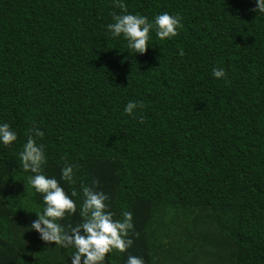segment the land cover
I'll list each match as a JSON object with an SVG mask.
<instances>
[{
  "label": "trees",
  "instance_id": "1",
  "mask_svg": "<svg viewBox=\"0 0 264 264\" xmlns=\"http://www.w3.org/2000/svg\"><path fill=\"white\" fill-rule=\"evenodd\" d=\"M179 15L175 37L135 54L113 14ZM254 0H0V264H71L30 229L42 194L19 152L32 134L82 222L97 181L133 243L105 264H264V15ZM182 53V54H181ZM223 68L226 78L213 77ZM129 100L142 101L135 115ZM143 120V123H141ZM43 135L35 136L31 130ZM73 166L71 183L61 169ZM69 258V259H68Z\"/></svg>",
  "mask_w": 264,
  "mask_h": 264
},
{
  "label": "clouds",
  "instance_id": "2",
  "mask_svg": "<svg viewBox=\"0 0 264 264\" xmlns=\"http://www.w3.org/2000/svg\"><path fill=\"white\" fill-rule=\"evenodd\" d=\"M254 3L255 7L250 11L264 15V0H254ZM119 6L123 14H113V22L107 25V29L113 38L123 37L127 42L129 54L146 53L150 48L152 33L164 41L175 37L178 29L182 27L179 15L164 12L149 20L139 13H128L122 3ZM212 75L222 79L226 78L227 73L223 68H214ZM143 108L142 101L129 100L123 111L127 115H135L137 110ZM31 132L38 137L43 135L37 128H33ZM16 140V131L8 123H0V144L9 146ZM18 156L25 171L31 170L36 173L29 178L28 183L36 193L42 194L44 206L42 212H34L36 219L31 221L30 229L38 233L44 244L74 249L69 256L71 264H105L109 253L113 251L123 253L131 247L133 241L128 238L129 231L134 227L131 214L124 213L122 219H115L114 214L108 210L109 197L97 189V181H93L91 186L81 188L82 203L79 205V215L82 222L75 226L64 225L61 221L65 216L77 212V201L72 198L77 196V192L73 191L69 196L55 177H47L40 173L46 156L43 146L34 141L32 134L28 135ZM73 177V166L66 165L61 169L62 180L71 183ZM126 264L145 262L142 257L130 255Z\"/></svg>",
  "mask_w": 264,
  "mask_h": 264
}]
</instances>
